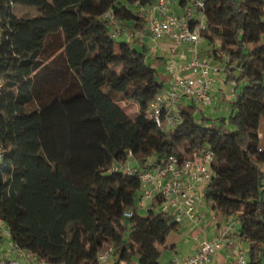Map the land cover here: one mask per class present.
I'll return each mask as SVG.
<instances>
[{
	"label": "trees",
	"instance_id": "trees-1",
	"mask_svg": "<svg viewBox=\"0 0 264 264\" xmlns=\"http://www.w3.org/2000/svg\"><path fill=\"white\" fill-rule=\"evenodd\" d=\"M151 1L0 0V218L9 240L46 264H93L109 244L113 264H162L165 239L180 222L157 210L160 195L139 211L140 173L172 154L181 161L210 151L202 196L214 215L237 220L245 264H261L264 0H203L200 36L214 58L228 53L227 78L237 70L236 84L244 79L229 130L205 125L188 96L178 100L172 127L149 114L164 82L144 45L112 37L102 14L142 30L134 11ZM15 4L37 11L19 15ZM129 153L133 172L109 170Z\"/></svg>",
	"mask_w": 264,
	"mask_h": 264
},
{
	"label": "built area",
	"instance_id": "built-area-1",
	"mask_svg": "<svg viewBox=\"0 0 264 264\" xmlns=\"http://www.w3.org/2000/svg\"><path fill=\"white\" fill-rule=\"evenodd\" d=\"M170 0H152L148 4H138L135 14L141 18L144 30L140 35L147 33L149 37V48L154 51L161 38L167 36L175 42H186L192 49L189 59L179 62L171 55L165 63V71L168 79L167 84L155 95L150 102L149 114L154 118L156 124L162 127L176 125L180 118L174 111L181 96L191 97L199 105H209L213 102L211 92L212 73L219 72L223 65L212 62L213 57H204L200 54L197 43L200 39L199 30L203 27L202 6L203 0H193L185 12L175 13L169 9ZM194 9H199L201 18L197 27L191 22ZM102 16L108 18L112 23L111 36L117 37L125 32V28L114 17L111 11H105ZM264 16V10H263ZM1 21V15H0ZM0 26V39H1ZM131 34V33H130ZM223 64L228 60V53L222 52ZM2 149L0 147V156ZM133 156L124 161L111 163L109 170H121L133 172L131 165ZM212 153L203 152L198 158L187 157L179 160L174 154L163 162L145 169L140 173V193L137 199L138 209L146 208L151 199L160 195L162 202L159 210L172 217L173 220L181 222L187 218L193 220L195 217L197 194L194 190L196 184H206L213 171L210 166ZM214 215V211L212 212ZM131 210H125V216H131ZM0 228L6 237H10V229L0 218ZM234 223L227 224L221 233L212 238L196 236L195 251L189 255H175L167 264H216L211 256L221 247L230 244L239 264L246 263V248L233 239L231 232ZM11 251L22 258V264H46L31 251L24 250L10 241ZM113 244L99 250L93 264H113ZM11 263V262H10ZM11 264H19L13 262Z\"/></svg>",
	"mask_w": 264,
	"mask_h": 264
},
{
	"label": "crops",
	"instance_id": "crops-1",
	"mask_svg": "<svg viewBox=\"0 0 264 264\" xmlns=\"http://www.w3.org/2000/svg\"><path fill=\"white\" fill-rule=\"evenodd\" d=\"M193 0H188L186 2H179L178 0H170L169 1V9L172 12L175 13H183L186 11L187 7L189 5H192ZM192 17L194 20H200L201 18V13L197 10L194 9L192 13ZM204 23V20H203ZM197 24H194L195 27H197ZM125 32L121 34L120 37L123 39H128L132 45H137L141 44L146 45V43L149 40V37L147 33H143V35H140L138 32L143 31L139 29H133L130 23H125ZM131 33V34H130ZM198 49L200 51V54L204 57H213L212 62L216 65H223V59L222 58H214L213 55V50L212 47L213 45L208 42L206 39L200 37L198 43H197ZM192 54V49L190 45L186 42H175L169 37L165 36L161 38L158 42L157 48L154 51H151L148 53V57L150 58L151 61L154 63L156 61L155 58H159L162 65H163V72L165 74V78L162 80L164 82V86L167 84V73L165 71V63L168 60V58L171 55H174L179 62L185 61L191 57ZM154 66V65H152ZM221 73L224 72V67L220 69ZM219 71V72H220ZM212 73V86H211V92L213 93L216 88L214 87L215 85V79H220L217 76V73ZM196 116H198L197 111H195ZM205 184H196L194 187V190L197 194V203H196V211H195V217L193 220H189L187 218L183 219L181 222L184 223V225L189 229L191 232V239L187 240L184 244V251L181 252L180 254L177 252L176 246H168L166 243L164 244L163 252H167L166 256L164 258V261L162 264H167L168 261L175 255H189L195 251L196 248V239L195 237H216L218 236L221 231L224 229V227L229 224L230 222L234 223V228L231 232V236L233 239L238 241L240 244L242 241L239 240V238L234 234L235 229L238 226V222L235 219V217L228 218L226 220H223L219 216L213 215V210L211 209L209 203H207L203 196L202 192L204 190ZM10 242V240H9ZM242 245V244H241ZM243 247L246 248V246L242 245ZM6 251V247L4 246V239L2 235L0 234V253H3L0 255V259H7L4 256V252ZM211 259L214 263L216 264H228L231 262V264H235L237 261L235 260V255H234V249L230 244H227L220 249H218L213 255L211 256ZM11 263H15L16 261L19 262V264H22V258L16 254H14L12 257L7 259Z\"/></svg>",
	"mask_w": 264,
	"mask_h": 264
},
{
	"label": "rangeland",
	"instance_id": "rangeland-1",
	"mask_svg": "<svg viewBox=\"0 0 264 264\" xmlns=\"http://www.w3.org/2000/svg\"><path fill=\"white\" fill-rule=\"evenodd\" d=\"M13 10L16 14H25V15H33L36 13V7L35 6H29V5H23V4H15L13 6ZM121 38V37H120ZM137 48H141V44L134 45ZM144 50L146 54L151 52L149 48V40L146 43ZM148 57V56H147ZM148 61L151 63V65H154L155 71H156V77L160 80H163L165 78V74L163 72V65L159 58H155L156 61L153 63L150 58H147ZM234 78H227L225 73H217V76L220 79H215V88L216 90L212 93L213 95V102L209 105H199L196 101H194V104L197 106L196 111L198 113V117L203 116L204 117V124L205 125H213L215 127H224L226 130L232 129L233 125L229 123L228 117L231 112V101L235 96V92L243 85L244 79L241 78L238 80V84H236V77L238 75V71H234ZM188 101L191 99L189 97H186ZM259 136H260V144L264 148V115L261 116L260 120V128H259ZM159 208L157 207V210ZM141 212H145L146 208L139 209ZM0 234L2 235L4 239V246L6 247V251L4 252V256L8 259L14 255V253L11 251V246L9 242V238L6 237L3 233V230L0 228ZM192 235L189 229L184 225L183 222H180L177 229H174L169 232L165 239V243L168 246H176L177 252L180 254L185 249L183 247V244L191 239ZM242 245L246 246V243L242 241ZM167 253V252H166ZM166 253L163 252L160 256V261L163 262L164 258L166 256ZM3 253H0V255ZM235 260L236 259V254ZM2 256V255H1ZM228 264H231L229 262ZM235 264H239L238 261ZM261 264H264V257L261 260Z\"/></svg>",
	"mask_w": 264,
	"mask_h": 264
}]
</instances>
